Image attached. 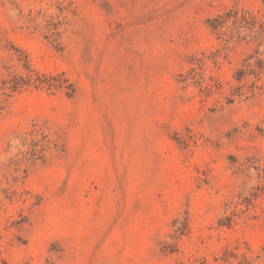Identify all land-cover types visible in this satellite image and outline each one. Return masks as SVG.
I'll return each instance as SVG.
<instances>
[{"label":"rangeland","instance_id":"obj_1","mask_svg":"<svg viewBox=\"0 0 264 264\" xmlns=\"http://www.w3.org/2000/svg\"><path fill=\"white\" fill-rule=\"evenodd\" d=\"M0 264H264V0H0Z\"/></svg>","mask_w":264,"mask_h":264}]
</instances>
